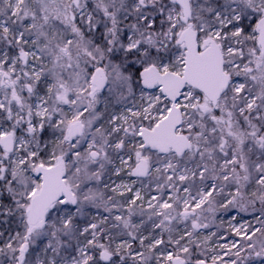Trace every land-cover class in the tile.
Masks as SVG:
<instances>
[{"label": "snow or ice", "instance_id": "1", "mask_svg": "<svg viewBox=\"0 0 264 264\" xmlns=\"http://www.w3.org/2000/svg\"><path fill=\"white\" fill-rule=\"evenodd\" d=\"M0 264H264V0H0Z\"/></svg>", "mask_w": 264, "mask_h": 264}]
</instances>
